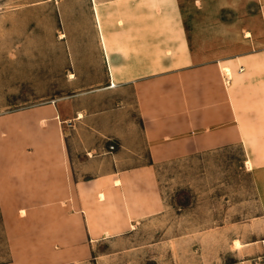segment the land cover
<instances>
[{"label":"crops","instance_id":"1","mask_svg":"<svg viewBox=\"0 0 264 264\" xmlns=\"http://www.w3.org/2000/svg\"><path fill=\"white\" fill-rule=\"evenodd\" d=\"M194 1L186 3L195 9ZM224 3L231 34L222 52L215 51L214 14L206 18V42L194 35L200 17L192 14L175 17L181 30L174 34L152 33L151 0H86L83 16H64L63 36L53 47L38 43L33 54L54 57L48 87L76 90L52 99L64 123L59 144L25 148V163L22 145L21 158L0 159V207L9 224L34 200L73 195L89 214L63 216L59 230L84 234L59 240L85 252L86 242L129 231L161 211L156 164L233 145L246 153L264 215V0ZM215 55L223 58H199ZM71 256L64 250L44 262Z\"/></svg>","mask_w":264,"mask_h":264},{"label":"rangeland","instance_id":"2","mask_svg":"<svg viewBox=\"0 0 264 264\" xmlns=\"http://www.w3.org/2000/svg\"><path fill=\"white\" fill-rule=\"evenodd\" d=\"M62 1L0 0V159L21 158L16 145H22L25 163L30 160L25 148L34 149V143L57 145L64 135L52 99L76 89L48 87L54 57L33 54L38 43L53 47L54 39L63 36L65 15L66 22L69 16H83L86 0H74L65 8ZM170 1L151 0L152 33L174 34L181 30L175 17L192 14L200 17L194 35L206 42L211 32L206 18L214 14L215 51L222 52L223 37L231 34L223 26V8L228 5L224 0H213L218 8L208 0H195V9L186 3L189 0L179 6ZM186 27L189 31L191 25ZM245 157L242 148L233 145L156 164L161 211L129 231L86 242L85 252L77 246L66 248L59 240L65 234L75 242L84 234L82 228L59 230L63 216L89 214L73 195L34 200L21 206L10 224L0 207V264H50L44 260L64 250L72 254L70 262L56 264H264V215ZM21 209L26 215H20Z\"/></svg>","mask_w":264,"mask_h":264},{"label":"bare ground","instance_id":"3","mask_svg":"<svg viewBox=\"0 0 264 264\" xmlns=\"http://www.w3.org/2000/svg\"><path fill=\"white\" fill-rule=\"evenodd\" d=\"M100 196L102 197L103 195H102V194H100Z\"/></svg>","mask_w":264,"mask_h":264}]
</instances>
